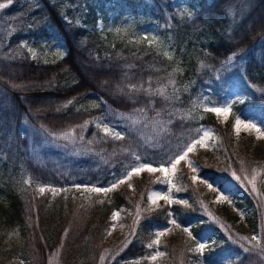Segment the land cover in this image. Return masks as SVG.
Instances as JSON below:
<instances>
[{
  "label": "trees",
  "instance_id": "16d2710c",
  "mask_svg": "<svg viewBox=\"0 0 264 264\" xmlns=\"http://www.w3.org/2000/svg\"><path fill=\"white\" fill-rule=\"evenodd\" d=\"M123 1L147 6L158 22L168 14L169 31L178 42L192 26L219 27L196 54L189 55L183 74L191 71L197 78L199 63L214 71L228 58L241 57L245 61L236 69L262 89L249 103L264 104V66L253 52L264 37V0H243L247 11L232 28H227V8L239 0H202L191 20L176 17L170 0ZM147 1L152 4L145 5ZM39 2L35 12L46 17L66 53L44 65L26 58L0 60V129L9 126L1 135L9 163L0 171V264H151L147 256L153 229L168 225L171 218L180 225L179 232L188 226L191 235L185 244L181 234L169 241L164 248L168 264L196 263L187 249L206 222L239 249L248 246L234 233L262 237L264 156H258L251 143L235 139L232 122L241 107H232L223 121L204 109L198 111V120L181 118L179 114L191 108L193 97L188 90L162 93L179 75L172 60L142 46L100 44L93 39V13L89 26H78L63 19L51 0ZM100 49L103 53L92 56L93 50ZM87 100L94 101V106H84ZM99 119L117 127L123 138L103 133L93 124ZM199 125L209 126L217 137L207 172L233 178L239 185L242 201L236 207L242 212L241 224H234L235 215L232 227L223 216L212 222L215 216L190 180L180 194L184 204L155 207L146 198L154 182L145 177L133 182L132 196L126 189L98 194L70 186L72 177L88 185L108 186L136 161L165 164L194 138ZM20 127L47 136L61 149H28L15 137V128ZM42 186L43 193L39 191ZM114 211H122L125 231L107 243ZM230 264L257 262L247 253Z\"/></svg>",
  "mask_w": 264,
  "mask_h": 264
},
{
  "label": "rangeland",
  "instance_id": "374dc122",
  "mask_svg": "<svg viewBox=\"0 0 264 264\" xmlns=\"http://www.w3.org/2000/svg\"><path fill=\"white\" fill-rule=\"evenodd\" d=\"M202 0H170L169 6L178 18L189 19ZM210 1V0H207ZM56 6L59 14L63 19L70 21L76 25L89 26L91 24L92 15H94V23L92 33L96 42L110 45L115 42H121L126 45L135 47H145L166 57L174 62V66L178 68L179 75L169 81L163 89L164 95H170L178 90H188L193 97L191 108L182 111L179 116L188 120H198L199 110L210 107H224L231 105L232 107L240 106L241 108L234 112L232 122V131L235 139L242 142L251 143L252 149L258 151V156H264V104L253 105L249 101L252 100L262 89L252 84L239 69L245 60L240 58H228L222 66L217 67L214 71L210 70L203 64L199 63L195 71L199 72V77H195L188 71L183 74L184 64L187 63L189 55L196 54L199 49L219 31V27L202 28L200 26H192L190 31L186 33L179 42L174 40L170 33L171 20L168 14H165L164 21L157 20L147 8L140 2H124L123 0H51ZM163 2V1H161ZM0 4L5 7L0 9V60L7 61L14 58H26L35 64H50L60 60L66 53V49L61 39L49 27L46 17L35 10L40 6L39 0H0ZM151 5L150 1L145 5ZM247 3L239 0L227 8V28H232L236 21L247 11ZM104 49L92 51V56L103 53ZM256 60L264 66V37H262L253 48ZM84 106L92 107L95 102L87 100L82 103ZM215 119L223 121L227 115H217L212 112ZM239 118L245 124H255L256 128H249L241 125L239 131L236 129L235 121ZM103 133L110 137L117 138V134L122 136V132L105 120L99 119L93 123ZM9 126L5 125L0 129V171L6 169L8 163L6 153L3 150V135L8 131ZM6 129V130H5ZM256 129H259L257 131ZM107 130V131H105ZM13 132V129H11ZM28 133V134H27ZM205 133L207 135L205 136ZM15 137L18 141H24L25 146L30 150H49L59 151L61 148L47 136L23 129L15 128ZM202 140V143L195 144L192 151H187L188 147L195 141ZM217 145V137L209 126L199 125L196 129L194 138L186 142L180 151L168 162L161 165H154L148 162L136 161L124 173L115 178L108 186H96L81 183L78 178H69L70 186L82 189H91L93 187H110L113 183L117 186L113 189L127 190L130 196L133 195V182H140L147 178L154 185L149 188L146 194L148 204L155 207L160 203H167L165 200H158L155 204L151 203L149 196L152 192H161L170 196L173 200L179 199L184 204V200L180 194L184 190L187 180H190L192 186L199 190L204 202L209 206L213 217L212 222L223 216L226 224L232 227L231 221L233 215L237 217L234 224H241L243 216L241 210L236 207L241 200V191L236 180L223 175H215L207 172V167L213 154L212 149ZM253 151V150H252ZM187 152L185 159L180 160L172 169V162ZM11 160V161H10ZM13 163V159H9ZM150 164L152 167L164 166L169 169L167 180L169 183H161L165 180L162 172L142 171L139 175H132L130 179H126L125 183H119L122 177L141 164ZM194 168L196 170H194ZM197 177L195 182L192 177ZM28 182L29 178L25 176ZM264 184V173L261 178ZM211 185V187H209ZM45 188L44 186H42ZM52 188V186H47ZM46 187V188H47ZM171 188V191H167ZM41 188V187H39ZM97 193V192H96ZM104 192H99L101 194ZM223 196L224 199H218ZM224 209L225 215L219 210ZM261 217L264 220V210H261ZM116 213L117 219L113 220V214ZM111 216L110 226L106 233V242L119 238L125 231L124 217L122 211H114ZM218 214V215H217ZM172 219V218H171ZM212 223L206 222L200 233L193 237V244L187 249L189 255L192 254L196 258L195 264H230L240 260L245 254L250 253L257 264H264V233L260 237L256 234L251 236L240 235L234 233L242 241H244L248 249H239L236 247L230 237H225L219 231L212 227ZM179 227L168 223L165 226H156L154 237L157 239L156 233L164 231L163 236L158 237L159 245H153L147 259L151 264H168V259L164 248L168 247L170 240L174 237L182 235V244L189 242V233L183 231ZM188 227V226H187ZM183 231L184 235L181 233ZM233 234V236H234ZM255 236L257 239L252 240ZM188 238V239H187ZM226 238V239H225ZM230 238V239H229ZM259 241V244L257 243ZM198 242H205L206 247L201 255L194 251ZM160 251L164 255L152 261L150 257Z\"/></svg>",
  "mask_w": 264,
  "mask_h": 264
},
{
  "label": "snow or ice",
  "instance_id": "6c2138e0",
  "mask_svg": "<svg viewBox=\"0 0 264 264\" xmlns=\"http://www.w3.org/2000/svg\"><path fill=\"white\" fill-rule=\"evenodd\" d=\"M5 5L4 4H0V9L4 8ZM205 111H210V112H214L216 113L218 116L219 115H228L231 111V105H226L224 107H210V108H206ZM235 125H236V129L237 131H239V127L241 125L245 126V127H249V128H256V125L255 124H252V123H249V124H245L243 120L237 118L236 121H235ZM257 131H259V129H256ZM107 131V130H105ZM207 135V133H205V136ZM117 138H123L122 136H120L119 134H117ZM197 143H202V140H197L195 141L192 145H190L188 147V150L187 151H192L193 148L195 147V144ZM187 156V152H184L182 155H179L174 162H172V169L174 170L175 169V166L176 164H178L180 162V160H183L185 159V157ZM194 170H196L194 168ZM142 171H148V172H156V171H159V172H162L164 173L165 175V180H162L161 183H169L170 182L167 180V175H168V171L169 169L167 167H164V166H159V167H152L150 164H141L139 165V167H136V168H133L128 174L126 177H122L120 180H119V183H125L126 179H130L132 175H139ZM197 179V177H192V180L195 182V180ZM117 185L115 183H113L110 187H93L90 189V191L92 192H110L113 190V188H115ZM209 187H211V185H209ZM39 191L41 193H43L45 191V188L41 187L39 189ZM52 191H56V189H52ZM167 191H171V188L169 187V189ZM218 199L220 200H223L224 197L223 196H218ZM149 200L151 203L155 204L158 200H165L167 201V203L169 205H171L172 203H181L182 201L179 200V199H176V200H173L170 196L164 194V193H161V192H152L149 196ZM117 215L116 213L113 214V217L112 219L115 220L117 219ZM168 215L170 217L173 216V214L171 212L168 213ZM168 223L172 224V225H175L176 227H180L179 224H177V221L175 218H172L168 221ZM183 231L185 232H188L189 235H191V232H190V229L185 226L183 228ZM165 234L164 231H160V232H157L156 233V236H157V239L153 240L150 244H148V247L149 248H152L153 245H159V239L158 237L160 236H163ZM252 240H256L257 238L255 236H253L251 238ZM257 243L259 244V241H257ZM205 247H206V243L205 242H198L195 249H193L194 251L196 252H199L201 255L203 254L204 250H205ZM262 251H264V249H262ZM164 255L163 253H161L160 251H156V253L154 255H152L150 257V259L152 261H156L158 257Z\"/></svg>",
  "mask_w": 264,
  "mask_h": 264
}]
</instances>
